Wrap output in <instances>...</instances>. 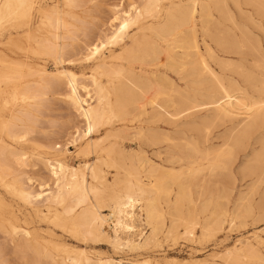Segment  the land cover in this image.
<instances>
[{
    "label": "bare ground",
    "instance_id": "6f19581e",
    "mask_svg": "<svg viewBox=\"0 0 264 264\" xmlns=\"http://www.w3.org/2000/svg\"><path fill=\"white\" fill-rule=\"evenodd\" d=\"M231 1L236 7L240 6L241 0ZM245 1L253 4L258 10L264 11V0ZM46 2L45 0L0 1V30L5 23L14 25L13 28L15 27L16 30L24 28L28 47L40 49L46 58L49 57L59 65H73L80 60L88 63L97 60V66L102 68L105 75L108 76L110 86L108 89H104L93 76L84 75L81 77L66 70L67 68L56 72V74H51L43 68L30 69L26 72L23 69L24 66L21 67L20 71L0 70V100L2 104L9 106L10 112L9 118L0 114V181L3 182L8 179L12 183V192L35 207L34 209H38L37 206L43 204L46 210L44 216L50 214L52 216L53 214L56 218H60V211L57 208L53 209V206L61 205L67 214H74L71 216V225L82 235L94 240L108 241L118 247L122 246L131 250L141 249L150 244L159 245L158 236L165 229V226L168 228L165 231L167 238L174 233L180 234L178 229L182 223L186 225L182 234L194 238L201 223L198 220L199 212L201 214L210 212L203 224L201 223L203 234L208 233L213 226L222 227L225 221L224 217L227 214L225 205L215 204L213 206L208 199L202 203L197 202L203 197L202 192L194 200L189 190L191 180L200 175H215L217 169L225 171L226 174L230 173L231 166L236 161L235 149L246 147L252 139L254 144H258L260 147L251 149L247 161L242 162L241 174L245 177L252 174H258L259 177L264 175V98L252 100L243 93H234L235 90L226 86L222 78L216 75L214 73L216 71H213L207 63L197 40V32H200L197 31V23L201 24L204 36H210L209 24L211 22L215 23V27L222 31L223 24L215 16V13H218L226 21L235 24L234 13L231 10L229 0H117L109 9L107 21L103 22L101 26L82 19L77 12L69 11L70 9L83 10L88 4L93 3V0H63L64 5L69 9L68 11H63L56 4L52 5L51 8H46ZM165 2L168 3L165 4ZM125 3L129 9L123 11ZM96 12L98 13L97 9L88 11L89 14ZM35 16H38V24L33 26ZM148 18L152 20L148 32L138 34L137 37L133 38L129 49L118 56L115 53L109 55L105 53L106 44L115 45L124 32L126 35V31L131 25ZM96 19L95 16L94 20L96 21ZM176 39L179 40L180 47L184 51L179 57L180 61L175 59L178 54H173L174 45L177 43ZM159 40L166 42L165 48L161 46ZM214 40L220 44L225 43L220 35H216ZM0 43H2L1 40ZM111 45L109 46L111 47ZM206 50L210 55L212 54L209 45H206ZM160 55L172 58L174 64L190 65V76L198 77L200 83L205 82L210 85L209 94L202 95V97L207 100L203 104L210 107L213 120L223 122L240 117L232 130L228 131L230 148L212 153L206 148L202 150L197 141L188 139L181 147L177 159L174 160V157H171L170 160V162H184L183 172L178 174L171 171V168L166 171V169L151 164L144 155H141L135 164L124 156H122L123 160L117 163L114 158L110 157L113 148H108L106 150L107 157H103L104 159L101 160L102 164H108L110 160L112 165L109 166L116 167L122 176L121 180L114 186L106 184L103 175L104 170L99 164L85 165L86 171H89L94 182L89 183L82 167L79 165L73 167L66 161L58 160L56 155L67 151V145H76L83 138H87L97 131L98 126L103 121H108L117 115L127 117L134 112L143 113L149 103L152 104L153 110L158 113H168L167 105L174 106L183 103L185 108H182L185 111L195 112V109L199 107L196 99H187L183 102V96L180 97V94H178V97L181 98L180 101L171 98L163 104L153 99L148 100L149 96L145 97L143 87L149 85L151 81L144 76L132 73L130 68L122 62L124 60L129 62L138 57L147 58L150 62L159 61ZM188 59V62L183 61ZM28 76H38L39 78L26 81ZM155 78L157 79V77ZM16 82L19 83L17 88L9 95H5L4 87ZM58 92L73 111L76 117L74 120L77 119V122L75 120L69 126L63 127L59 137L48 139V146L53 150L56 158L54 156L39 157V155H37L39 158H34V154L29 156L27 152L23 151V143L31 141L35 134L43 133L40 128L43 127L45 121L41 115L51 107L50 94ZM260 92L264 93V81H262ZM112 97H115L114 101ZM217 124L215 122L214 125ZM202 125V130L198 131H209L210 124L205 122ZM49 126L55 128L57 124L49 121ZM203 136L206 137V134ZM153 139L156 141L155 137ZM82 145L84 147V144ZM217 159H220L219 163L216 162ZM31 160L34 161V164L30 165L29 161ZM165 162L169 161L166 160ZM37 166L39 169H35ZM41 170L46 173L44 180L39 178V174L42 173ZM184 173L186 174V182L176 183V180L182 179V175L185 176ZM174 183L176 187H174ZM1 192L3 193V191ZM186 203L188 204V211L184 215L183 207ZM263 206L264 201L260 203L259 207ZM137 209L143 213L145 223L152 229L143 243L136 242L133 237L137 231L136 217L141 216ZM76 211L79 213L75 216ZM103 211H108L109 214H104ZM234 220L233 214L231 223ZM108 223L115 226L114 237H111L106 231L105 226ZM0 225H3L1 220ZM119 229L121 232L129 234L123 239ZM7 233L12 239H28L32 235L27 226L13 221L9 222ZM11 237H9L10 240ZM38 246L47 258H51V249L48 244L43 245L38 242ZM229 255L235 261H241L244 258L256 262L262 260L260 251L248 241L240 242L239 246L234 247ZM34 259H36L35 256ZM114 259L106 260L105 264H123L121 260L116 261L117 259ZM6 262L5 253L0 250V264H6ZM149 262L148 259L141 264H149ZM249 263L251 264V261ZM61 264L99 263L90 256L66 255L62 257ZM125 264L131 263L127 261ZM156 264H160V262L157 261Z\"/></svg>",
    "mask_w": 264,
    "mask_h": 264
},
{
    "label": "rangeland",
    "instance_id": "374dc122",
    "mask_svg": "<svg viewBox=\"0 0 264 264\" xmlns=\"http://www.w3.org/2000/svg\"><path fill=\"white\" fill-rule=\"evenodd\" d=\"M45 1H47L46 8H51L52 5L56 4L61 7L63 11L69 10L68 7L64 5L63 0ZM114 2H117V0H93V3L88 4L83 10L70 9L69 11L77 12L82 19L101 26L103 22L105 23L107 21L109 9ZM167 3L168 2H165V4ZM229 4L234 13L235 24L226 21L223 17H220L218 13H215V16L223 24L222 31L218 30L215 27L216 24L211 22L209 24L210 36H204L201 24L197 23V31H200L197 32L199 47L207 63L213 71H216L214 73L222 78L226 86L231 88V90H235L234 93H243L252 100L262 99L264 98V93L260 92V88L262 87V81H264V11L258 10L253 4H249L245 0H241L239 7H236L231 0H229ZM127 8L128 6L125 3L123 11H126ZM95 9L98 10V13H88V11H94ZM95 16L97 18L96 21L94 20ZM37 18L38 16L34 17L33 26L38 24ZM151 22L152 20L148 18L131 25L126 31V35L124 32L123 36L118 39L115 45L106 44L104 49L105 53L108 55L115 53L117 56L124 53L131 47L133 38L137 37L138 34L148 32V27ZM4 26L0 30V40L2 42L0 43V70L9 72L20 71L21 67L24 66L23 69L26 72L30 69L36 70L43 68L51 74H56V72L58 73L67 68L66 70L72 71L81 77H84V75L93 76L104 89L109 88L108 76L105 75L102 68L97 66V60H92L89 63L80 60L76 61L73 65L56 64L49 57L46 58V56L41 53L40 49H30L28 47L24 28L16 30L15 27L13 28L14 25L10 23H5ZM19 34L21 35L19 36ZM216 35H220L225 43L220 44L216 42L214 40ZM13 38L16 39L13 40ZM178 39L180 38L178 37ZM176 41L177 43L174 45L175 49L173 54H178V56H175V59L180 61L179 57L184 51L180 47L181 43L179 40L176 39ZM159 42L162 47H166L165 41L159 40ZM109 45H111V47ZM206 45H209L212 49L211 55L207 52ZM18 47L20 49L22 47V49L20 50ZM159 57V61L150 62L147 58L142 59L143 57H138L129 62L125 60L122 62L126 67L130 68L132 73L144 76L151 81V83L148 82L150 83L149 85L147 84L143 87L145 97L147 98L149 96L148 100L153 99L158 103L164 104L171 98L180 101L181 96H183V102L187 101V99H196L199 107L195 109V112L185 111L183 103L182 105L175 104V107L167 105L168 113H158L153 110L152 104L149 103L146 105V111L143 113L134 112L127 117L117 115L111 117L108 121H103L102 124L98 126L97 131L87 137L88 139L83 138L84 140H80L76 145H67V151L60 152L56 155L58 160L66 161L73 167H78V165L82 167L86 172V179L89 183L94 182L89 171H86L85 167L87 165L99 164L104 170L103 175L106 184L108 186H114L121 180L122 176L116 167L109 166L112 165L110 160L108 164H102L101 160L107 157L106 150H108V148H113L112 152H110V157L114 158L117 163H120L121 160H123L122 156H124L135 164L138 162L141 155H144L150 160L151 164L161 167L164 170L166 169V171L171 168V171L176 174L183 172L182 167L184 166V162H170V160L173 157L174 160L177 159L181 147H183L184 142L186 143L188 139L197 141L202 150L206 148L212 153L230 148L228 134L239 121L240 117L232 121L224 120L220 122L213 120L210 107L203 104L206 103L207 100L202 97V95L209 94L208 88L210 85L205 82L200 83L198 77L190 76V65L182 66L174 64L172 58H167L165 55H160ZM183 61L188 62L189 59ZM155 77H157V79ZM37 78L39 77L28 76L26 81L35 80ZM18 85L19 83L16 82L4 87V91L6 92L5 95L12 93ZM60 92L50 94L51 107L41 115L42 119L45 121L42 125L44 128H40V131L43 133L35 134L31 141L23 143V151L27 152L29 156L34 154V158H37V155H39V157H53L55 153H53V150L48 146V139L59 137L63 127L69 126L74 123L75 120V122H77V119L74 120L76 117L73 111L64 102V97L59 95ZM178 94H180V97H178ZM112 99L114 101L115 97H112ZM0 112L3 116L9 118V106L7 107L2 104L1 100ZM185 112L189 114L186 115ZM49 121L55 122L57 127L51 128L49 126ZM205 122L211 126H209V131H198L202 130L201 126H203L202 124ZM215 122L218 124L214 125ZM204 134H206V137L203 136ZM154 137L156 141H154ZM82 144H84V147ZM253 147L259 148L260 146L258 144L255 145L252 139L247 143L246 147L235 149L236 161L232 164L230 173H227L230 176H228L225 171L217 169L215 175H200L190 182L189 190L194 200L199 197L201 192L203 194L201 200L198 199L197 202L200 201L202 203L208 199L213 206L215 204L225 205L224 207L226 208L227 214L226 217H224L225 221L222 227L213 226L208 233L203 234L201 223L203 224L210 212L205 214L199 212L198 220L201 223L194 238L182 234L186 229L184 223L179 226L178 230L180 234L174 233L167 238V232L165 231L166 229L168 230V228L165 226V229H163L158 236L159 245L150 244L136 250H131L126 247L123 248L122 246L118 247L111 242L94 240L82 235L71 225V216L74 214H67L61 205L53 206V209L57 208L60 211V218H56L53 214L52 216L51 214L44 216L46 210L43 204L37 206L38 209H34L35 207H32L16 193L12 192V183L8 179L3 182L0 181V220L3 221V225H0V250L5 253V259L7 260L6 264H61L62 257L66 255L74 257L90 256L99 264H105V261L110 258H115L114 260L117 259L116 261L121 260L123 264L127 261L131 264H141L144 260L148 259L150 261L149 264H156L157 261L160 262V264H250L249 261H251V264H264V206L259 207L260 203L264 201V175L259 177L258 174H252L245 177L241 174L242 162L247 161L248 155L251 153ZM166 160L169 161L170 164L167 162V165L165 162ZM219 161L220 159L216 160L218 163ZM29 163L30 165L34 164V161L31 160ZM36 168L39 169V166L35 167V169ZM40 169H42L41 166ZM41 171L42 173H40L41 175L39 174V178L44 180L46 173H44L43 170ZM184 175L185 176L182 175L181 180H176V183L180 181L186 182V174L184 173ZM173 185L176 187L175 183ZM1 191H3V193ZM248 192L250 193L248 194ZM183 210L184 215H186L188 211L187 203L183 207ZM137 212H139L141 216L139 218L136 217L135 226L138 232L136 231L133 237L136 242L143 243L152 229L145 223L143 213L139 211V209H137ZM78 213L79 211H76L75 216ZM103 213L109 214L108 211H103ZM233 214L235 220L231 223ZM10 221L27 226L32 233L31 237L28 239H12V237L8 235L9 233H7ZM105 228L111 237L115 236V226L112 223L106 224ZM120 232L119 229V233ZM128 234L129 233L121 232L120 236L124 239ZM9 237H11V240ZM245 241L251 242L260 251L262 258L260 262L246 258H241V261H235L229 255V253L234 250V247L239 246L240 242ZM38 242H41L43 245L45 243L48 244L51 249V258H47L46 254L40 251ZM34 256L36 259H34Z\"/></svg>",
    "mask_w": 264,
    "mask_h": 264
}]
</instances>
